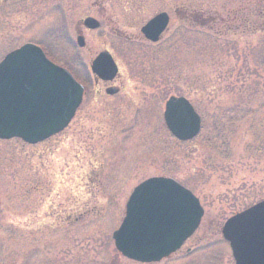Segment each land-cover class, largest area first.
Masks as SVG:
<instances>
[{
	"label": "rangeland",
	"instance_id": "374dc122",
	"mask_svg": "<svg viewBox=\"0 0 264 264\" xmlns=\"http://www.w3.org/2000/svg\"><path fill=\"white\" fill-rule=\"evenodd\" d=\"M179 5L182 21L173 15L162 40L147 41L141 26ZM255 9L264 0L0 1V60L33 42L85 86L58 134L37 144L0 139V264H236L222 227L264 200V31ZM87 15L106 24L88 31ZM103 49L119 63L115 95L91 73ZM172 95L203 118L192 140L166 126ZM152 176L181 182L205 213L180 250L142 263L116 248L113 232L133 189Z\"/></svg>",
	"mask_w": 264,
	"mask_h": 264
},
{
	"label": "water",
	"instance_id": "95a60500",
	"mask_svg": "<svg viewBox=\"0 0 264 264\" xmlns=\"http://www.w3.org/2000/svg\"><path fill=\"white\" fill-rule=\"evenodd\" d=\"M168 22V15L160 13L142 31L149 40L158 41ZM85 24L99 26L92 17ZM78 43L84 46L82 36ZM91 68L105 80L114 79L119 70L107 50L92 61ZM117 91L107 89L110 94ZM83 93L84 86L68 69L50 60L37 44H24L0 62V138L18 137L35 144L61 132L74 117ZM164 120L182 141L201 130V116L184 96L168 98ZM203 215L200 199L190 189L171 177H149L129 196L125 217L113 232L115 246L131 260L161 261L182 247ZM222 234L236 264H264V200L230 217Z\"/></svg>",
	"mask_w": 264,
	"mask_h": 264
},
{
	"label": "flooded vegetation",
	"instance_id": "af4514ba",
	"mask_svg": "<svg viewBox=\"0 0 264 264\" xmlns=\"http://www.w3.org/2000/svg\"><path fill=\"white\" fill-rule=\"evenodd\" d=\"M0 1H2V0H0ZM4 1V0H3ZM173 9V10H172ZM172 11H174L175 12V14H173L172 13ZM160 13H166L167 15H168V18H169V22H168V25H167V27H166V29L162 32V34H161V36H160V38H159V40L158 41H156V42H152L151 40H149V39H147L145 36V38L147 39V41H149V42H152V43H159L161 40H162V38H163V36H164V34L169 30V28H170V26L172 25V23L175 21V17L173 16V15H176V16H179V19H177L176 21H179V22H181L182 21V5H179V6H176V7H173V8H169V9H160V10H158L153 16H151L147 21H146V23L149 21V20H151L152 18H154V17H156L158 14H160ZM92 17V18H94V19H96L97 21H98V23H99V26L97 27V28H92V27H90V26H87L86 24H85V18L86 17ZM81 23V22H80ZM146 23L145 24H143L142 26H141V33L144 35V33H143V31H142V28L146 25ZM207 23V22H206ZM205 23V24H206ZM78 23L76 22L75 23V26H76V29L78 28V25H77ZM83 26H84V28L86 29V30H99L100 28H102V26H104V24H106V22H105V20H103V19H101L100 17H98V16H96V15H87V16H85L84 17V19H82V23H81ZM78 36H82L83 38H84V46H82L81 48H85L86 47V39H85V36H84V34L83 33H79L78 35H77V37ZM109 51L110 53H111V55L113 56V58H114V60L117 62V60H116V58H115V56L113 55V53L109 50V49H103L102 51ZM101 51V52H102ZM100 53V52H99ZM98 53V54H99ZM117 64H118V67H119V63L117 62ZM119 71H120V67H119ZM92 73V72H91ZM93 74V73H92ZM118 76H119V74H117L116 75V77L114 78V79H112V80H105V79H102L101 77H99L98 75H96V74H93V77H94V80H95V83H98L99 81H102V82H106V83H111L112 82V84H109L108 86H107V88H106V94L107 95H115V94H118V93H120V87H118L117 86V83H116V81H117V78H118ZM110 87H114V88H117L118 89V91L117 92H115V93H113V94H110V93H108L107 92V89L108 88H110Z\"/></svg>",
	"mask_w": 264,
	"mask_h": 264
},
{
	"label": "trees",
	"instance_id": "16d2710c",
	"mask_svg": "<svg viewBox=\"0 0 264 264\" xmlns=\"http://www.w3.org/2000/svg\"><path fill=\"white\" fill-rule=\"evenodd\" d=\"M255 15L259 17V20H258L259 26L257 27L261 29L262 31H264V11L262 12V11L255 9Z\"/></svg>",
	"mask_w": 264,
	"mask_h": 264
}]
</instances>
